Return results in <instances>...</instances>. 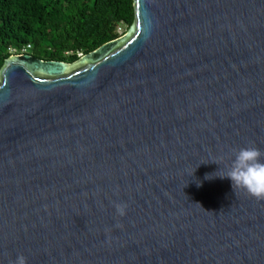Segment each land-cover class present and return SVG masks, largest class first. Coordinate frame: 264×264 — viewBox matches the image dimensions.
<instances>
[{"label": "water", "instance_id": "1", "mask_svg": "<svg viewBox=\"0 0 264 264\" xmlns=\"http://www.w3.org/2000/svg\"><path fill=\"white\" fill-rule=\"evenodd\" d=\"M134 5L78 65L4 61L0 264H264V201L219 176L264 151V0Z\"/></svg>", "mask_w": 264, "mask_h": 264}, {"label": "trees", "instance_id": "2", "mask_svg": "<svg viewBox=\"0 0 264 264\" xmlns=\"http://www.w3.org/2000/svg\"><path fill=\"white\" fill-rule=\"evenodd\" d=\"M134 22V0H0V70L27 45L39 59L77 62Z\"/></svg>", "mask_w": 264, "mask_h": 264}, {"label": "clouds", "instance_id": "3", "mask_svg": "<svg viewBox=\"0 0 264 264\" xmlns=\"http://www.w3.org/2000/svg\"><path fill=\"white\" fill-rule=\"evenodd\" d=\"M234 159L231 160L225 175L221 178H229L233 189H243L257 201H264V151L255 147L247 146L234 149ZM116 211L123 216L126 205L116 204ZM13 264H26V257L18 254Z\"/></svg>", "mask_w": 264, "mask_h": 264}, {"label": "built area", "instance_id": "4", "mask_svg": "<svg viewBox=\"0 0 264 264\" xmlns=\"http://www.w3.org/2000/svg\"><path fill=\"white\" fill-rule=\"evenodd\" d=\"M29 47H30V46L27 45L26 48H23L19 53H16V54L21 55V54L27 53L26 51H27V49H28Z\"/></svg>", "mask_w": 264, "mask_h": 264}, {"label": "rangeland", "instance_id": "5", "mask_svg": "<svg viewBox=\"0 0 264 264\" xmlns=\"http://www.w3.org/2000/svg\"><path fill=\"white\" fill-rule=\"evenodd\" d=\"M29 51V50H28ZM79 63L77 62H74V63H70V66L69 67H72V66H75V65H78ZM0 82H1V78H0Z\"/></svg>", "mask_w": 264, "mask_h": 264}]
</instances>
